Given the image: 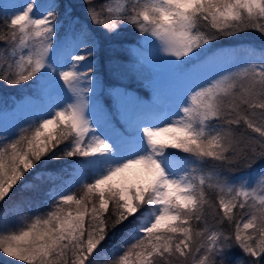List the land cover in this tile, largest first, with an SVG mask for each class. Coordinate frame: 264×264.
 <instances>
[{
	"label": "snow or ice",
	"instance_id": "6c2138e0",
	"mask_svg": "<svg viewBox=\"0 0 264 264\" xmlns=\"http://www.w3.org/2000/svg\"><path fill=\"white\" fill-rule=\"evenodd\" d=\"M83 3L85 22L60 44L56 4L25 0L0 26V82L47 97L0 131V204L17 185L21 196L0 211V253L22 264H264V43L233 42L264 36V0ZM126 27L142 37L141 64L187 83L165 107L117 93V127L94 100V29ZM41 192L47 207L35 208ZM126 221L127 239L105 247Z\"/></svg>",
	"mask_w": 264,
	"mask_h": 264
},
{
	"label": "trees",
	"instance_id": "16d2710c",
	"mask_svg": "<svg viewBox=\"0 0 264 264\" xmlns=\"http://www.w3.org/2000/svg\"><path fill=\"white\" fill-rule=\"evenodd\" d=\"M53 2L58 6L55 10L59 16L58 29H62L60 34L69 31L73 26L78 28L80 24L85 22L86 16L83 0H54ZM94 2L100 3L101 0H94ZM5 15L0 9V26L3 24ZM94 35L99 45L94 61L96 77L101 79L103 88L98 94L97 99L103 106L108 108L113 123H116L117 127H120L122 122L117 119L116 115V109L118 107L116 100L117 89L122 87L124 88L123 91L125 94L132 92L142 102H145L149 98L146 87L142 84V78L144 76H150L152 81L155 82L154 79L156 77L147 64H141L138 54L133 50L134 46L137 47L141 44L142 39L141 35L134 28L126 27L112 36L105 35L101 29H94ZM233 42H244L259 46L261 43H264V36H261L258 32L250 31L241 34L238 40ZM25 95L42 97L44 93L38 90L37 86L33 85L32 82H29L26 86L18 85L14 87L0 82V110L10 112L11 107L17 99ZM24 121H22V124ZM182 155L184 154L182 153ZM262 164L264 162H258L254 165V168H259ZM48 167H58V165H49ZM241 171L247 170L241 169ZM28 178L30 179L31 177ZM73 191H77V189L74 188ZM20 199L19 185H17L13 189L11 199L7 201V204H0V211L4 207H11ZM33 202L35 208L42 209L47 207L42 192L34 197ZM131 220L132 218H129V221ZM129 221H126L123 228L117 230L111 236L105 243V247L115 248L122 240L127 239V233L134 230V224Z\"/></svg>",
	"mask_w": 264,
	"mask_h": 264
},
{
	"label": "rangeland",
	"instance_id": "374dc122",
	"mask_svg": "<svg viewBox=\"0 0 264 264\" xmlns=\"http://www.w3.org/2000/svg\"><path fill=\"white\" fill-rule=\"evenodd\" d=\"M36 0L37 4L41 5H49V4H55L54 0ZM25 3V0H0V9L6 14V11L11 10V7L13 5L19 6ZM44 8L38 9V12H44ZM10 14V13H7ZM59 23V22H58ZM58 27V25H57ZM64 33L60 34V37L57 38L56 43L60 44L63 39ZM134 52L136 54L139 51H144L143 46V40L141 41V44L137 47H133ZM151 71L154 73V76L156 77L155 83L158 88V95H157V102L155 103L159 107H165L170 104L172 99L179 93V91L186 86V81L180 79L167 65L160 64L156 65L155 67L151 66L150 64H147ZM98 87L95 91V103L99 105V108L102 110L101 115L107 114L111 117V113L103 106V104L97 99L98 94L101 92L102 83L101 79L98 77ZM124 88L119 87L117 89L116 93L121 94L123 97L124 103H129V98H138L136 94L134 93H128L125 94L123 91ZM42 92V91H41ZM139 99V98H138ZM140 100V99H139ZM145 104L150 102H144ZM47 106V97L45 95H42V97L37 96H24L18 102L15 104L13 108H11L10 112H5L0 110V131H3L5 129L11 130L16 125L22 124L23 120H27L33 115H38L42 113ZM113 122V120H112ZM175 151V150H174ZM177 155L183 156L182 153H177ZM185 155V154H184ZM65 179H69L68 177H65ZM47 202L48 201H44ZM12 207V206H11ZM9 207V208H11ZM0 264H22V262L15 261L13 258H8L3 256L2 253H0Z\"/></svg>",
	"mask_w": 264,
	"mask_h": 264
}]
</instances>
